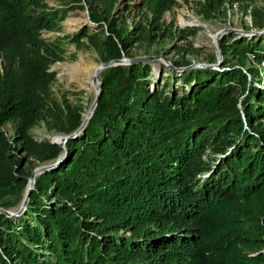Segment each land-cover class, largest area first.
Segmentation results:
<instances>
[{
	"label": "trees",
	"instance_id": "obj_1",
	"mask_svg": "<svg viewBox=\"0 0 264 264\" xmlns=\"http://www.w3.org/2000/svg\"><path fill=\"white\" fill-rule=\"evenodd\" d=\"M62 1L0 0V207L27 188L18 152L51 165L20 216L0 213V264H264V35L221 45L238 66L184 70L163 88L149 64L107 68L78 132L80 114L51 101L62 42L42 35L86 3L98 30L71 43L91 39L115 61L141 38L119 0ZM175 2L140 1L149 30ZM46 117L70 137L63 147L32 140Z\"/></svg>",
	"mask_w": 264,
	"mask_h": 264
},
{
	"label": "rangeland",
	"instance_id": "obj_2",
	"mask_svg": "<svg viewBox=\"0 0 264 264\" xmlns=\"http://www.w3.org/2000/svg\"><path fill=\"white\" fill-rule=\"evenodd\" d=\"M140 1L119 0L117 4L116 12L124 13L120 21H126L132 31L137 29L135 36L141 38L128 53H123L119 60H106L104 53L91 46L89 42L91 39H82L80 44L71 43V39L86 28L91 29V34L98 30L99 26L90 21L86 3L82 4L85 5L84 9L78 7L69 9L64 21L59 23L58 30L47 31L42 35L48 44L61 41L64 52L62 62L51 67L55 74V81L51 87L52 106L55 104L62 110L78 112L82 124H85L94 111L102 73L114 62L125 61L124 64L114 67L149 64L151 79L155 85L159 84L163 88L162 77L165 80L170 76L180 77L184 70H226L231 64L238 66L235 57L228 54V50L226 53L221 45L229 47L243 39L254 40L264 35V0H221L216 8L211 4L212 0H176L163 15L158 28L152 31L149 30L144 12L138 6ZM62 3V0H47L49 8H63ZM127 4H130L129 10ZM248 59V66L257 67L251 57ZM132 61L135 63H129ZM83 63L93 66L92 83L88 84L83 80L72 81L66 75L67 67L84 66ZM171 84L177 90V94H180V89H186V86L182 87L179 79L174 78ZM163 91L166 95L168 88L164 87ZM56 125L51 117H46L31 131L32 140L36 143L51 144L63 142L60 140L66 136L58 133ZM2 130L9 138H13L15 134L13 124L4 125ZM14 162L19 163L20 170L28 173L24 176L28 184L18 205L12 209L0 207V213L9 217L20 216L23 213L25 199L27 196L29 198L35 178L40 175L41 170L51 166L42 164L23 151L15 155ZM8 201L14 203L16 199L8 198Z\"/></svg>",
	"mask_w": 264,
	"mask_h": 264
},
{
	"label": "bare ground",
	"instance_id": "obj_3",
	"mask_svg": "<svg viewBox=\"0 0 264 264\" xmlns=\"http://www.w3.org/2000/svg\"><path fill=\"white\" fill-rule=\"evenodd\" d=\"M84 65V63L82 64ZM86 65V64H85ZM81 66V65H73L67 67V77L72 81L83 80L84 82H88V84L92 81L91 77L93 76L91 69L93 66ZM62 72V71H61ZM66 73V72H65ZM94 73V71H93ZM65 75V74H64ZM95 82V81H94ZM92 83V82H91ZM91 85V84H90ZM93 86V85H92ZM87 88V87H86ZM92 88V87H91ZM89 90V89H88Z\"/></svg>",
	"mask_w": 264,
	"mask_h": 264
},
{
	"label": "water",
	"instance_id": "obj_4",
	"mask_svg": "<svg viewBox=\"0 0 264 264\" xmlns=\"http://www.w3.org/2000/svg\"><path fill=\"white\" fill-rule=\"evenodd\" d=\"M125 63V61H117V62H114L113 64H110L109 66H107L106 67V69L107 68H110V67H114V66H119V65H121V64H124ZM129 63H135L134 61H132V62H129ZM52 72H53V70H51ZM99 93H100V90L98 89V95H97V98H96V102H95V105H94V108H93V110L95 109V107H96V105H97V101H98V98H99ZM88 121H89V119H87L86 120V123L85 124H82L81 125V127H80V129L78 130V132H80L85 126H86V124L88 123ZM70 139V137H65V138H61V140L60 141H63V142H60V143H53V144H56V145H60L61 147H63V145L66 143V141L67 140H69ZM50 168H44L43 170H41L40 171V174L41 173H43V172H45V171H47V170H49ZM39 175V174H38ZM35 176V175H34ZM33 176V177H34ZM27 201H28V196H27V198L25 199V202H24V205H23V208H25L26 207V205H27ZM12 216V215H11ZM9 217V216H8ZM12 217H15V216H12Z\"/></svg>",
	"mask_w": 264,
	"mask_h": 264
}]
</instances>
